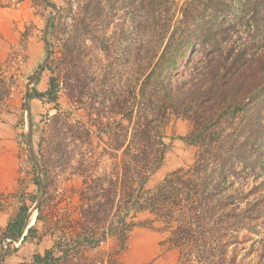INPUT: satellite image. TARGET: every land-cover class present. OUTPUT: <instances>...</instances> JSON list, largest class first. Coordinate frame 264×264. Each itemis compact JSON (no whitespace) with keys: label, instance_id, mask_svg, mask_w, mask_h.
I'll return each mask as SVG.
<instances>
[{"label":"trees","instance_id":"16d2710c","mask_svg":"<svg viewBox=\"0 0 264 264\" xmlns=\"http://www.w3.org/2000/svg\"><path fill=\"white\" fill-rule=\"evenodd\" d=\"M21 1L0 0V9ZM118 4L133 13L125 79L115 63L112 79L103 74L93 89L70 85L68 96L84 107L86 120L51 118L54 163L39 146L43 201L62 178L81 181L76 238L54 243L31 264L88 262L85 251L110 238L123 252L134 227L154 224L177 251L176 264H264V0ZM104 7L98 0L95 8ZM13 89L0 75V108ZM52 90L53 80L47 93L33 89L26 97ZM174 118L192 126L182 140L196 148L194 162L147 190ZM28 210L20 206L0 242L21 238ZM141 213L151 219L134 222ZM33 232L27 229L21 242Z\"/></svg>","mask_w":264,"mask_h":264},{"label":"rangeland","instance_id":"374dc122","mask_svg":"<svg viewBox=\"0 0 264 264\" xmlns=\"http://www.w3.org/2000/svg\"><path fill=\"white\" fill-rule=\"evenodd\" d=\"M176 1L179 6L184 0ZM97 3L98 0H22L0 9V75L14 86L5 108H0V217H14L22 204L28 206V216L36 205L30 238L34 239L33 245L44 248L76 238L77 190L81 184L75 176L68 181L67 177L62 178L48 189L43 201L45 177L39 164V146L46 149L44 160L48 157L47 163H54L51 118L59 115L85 121L84 107L71 102L68 87L93 89L95 79L103 74L112 79L115 63L120 65L122 79L127 71L133 13L127 6H120L119 0H105V7L100 10L95 8ZM49 21L53 23L50 27ZM39 72V81L33 85ZM51 80L52 94L26 99L33 89L47 93ZM191 128L182 118L171 120L165 130L167 151L161 166L148 178L147 190L154 189L174 170L194 162L196 148L182 140L188 138ZM149 219L148 214L141 213L133 221ZM164 239L158 224L153 229L136 226L129 233L123 252L110 238L96 250L85 251L88 262L73 258L69 264H176L178 253L168 248ZM21 247L22 242L3 240L0 257L14 258Z\"/></svg>","mask_w":264,"mask_h":264},{"label":"crops","instance_id":"0c3cea01","mask_svg":"<svg viewBox=\"0 0 264 264\" xmlns=\"http://www.w3.org/2000/svg\"><path fill=\"white\" fill-rule=\"evenodd\" d=\"M13 217H0V232H3L8 223L10 222V220ZM26 222V219H25ZM25 222H24V228L22 231V236L26 235L27 229L31 228V223L29 222L27 226H25ZM36 222H38L36 220ZM24 232V233H23ZM39 236V235H38ZM30 237H27L26 240H24L22 242V247L21 249H19L18 251H16V253L14 254V258H10L11 256H5L4 258H2L3 256L0 257V264H31L33 262V257L34 255H40L43 256V254L46 251H50L54 249V243H51L50 246L44 248L41 246V244L38 245H33V240H31ZM60 253L56 254L59 255ZM56 255H54L56 257Z\"/></svg>","mask_w":264,"mask_h":264},{"label":"bare ground","instance_id":"6f19581e","mask_svg":"<svg viewBox=\"0 0 264 264\" xmlns=\"http://www.w3.org/2000/svg\"><path fill=\"white\" fill-rule=\"evenodd\" d=\"M36 205L34 206V208L32 209V211L29 213V215L27 216L26 222H25V226L28 225L29 222H32V220L34 219V214L36 211ZM24 233V232H23Z\"/></svg>","mask_w":264,"mask_h":264},{"label":"water","instance_id":"95a60500","mask_svg":"<svg viewBox=\"0 0 264 264\" xmlns=\"http://www.w3.org/2000/svg\"><path fill=\"white\" fill-rule=\"evenodd\" d=\"M43 69V66L41 67V70ZM41 72V71H40ZM40 72L33 78V81H35V79L37 78V77H39V74H40ZM26 99H27V97H26ZM31 141H32V139H31V133H29V143H31ZM30 145H32V143L30 144ZM32 155L34 156V154L32 153ZM38 167V166H37Z\"/></svg>","mask_w":264,"mask_h":264},{"label":"built area","instance_id":"2783aa9c","mask_svg":"<svg viewBox=\"0 0 264 264\" xmlns=\"http://www.w3.org/2000/svg\"><path fill=\"white\" fill-rule=\"evenodd\" d=\"M22 237H23V236H21V238H20L18 241H16V242H21ZM5 242H6V243H10V242H15V241H11V240H9V239H6ZM3 247H5V246L3 245Z\"/></svg>","mask_w":264,"mask_h":264}]
</instances>
